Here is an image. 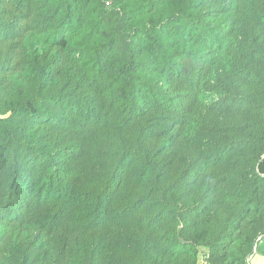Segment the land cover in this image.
<instances>
[{
    "label": "trees",
    "instance_id": "obj_1",
    "mask_svg": "<svg viewBox=\"0 0 264 264\" xmlns=\"http://www.w3.org/2000/svg\"><path fill=\"white\" fill-rule=\"evenodd\" d=\"M264 256V0H0V264Z\"/></svg>",
    "mask_w": 264,
    "mask_h": 264
},
{
    "label": "crops",
    "instance_id": "obj_2",
    "mask_svg": "<svg viewBox=\"0 0 264 264\" xmlns=\"http://www.w3.org/2000/svg\"><path fill=\"white\" fill-rule=\"evenodd\" d=\"M251 264H264V256L261 254L253 255V257L251 259Z\"/></svg>",
    "mask_w": 264,
    "mask_h": 264
},
{
    "label": "rangeland",
    "instance_id": "obj_3",
    "mask_svg": "<svg viewBox=\"0 0 264 264\" xmlns=\"http://www.w3.org/2000/svg\"><path fill=\"white\" fill-rule=\"evenodd\" d=\"M259 257V256H258Z\"/></svg>",
    "mask_w": 264,
    "mask_h": 264
}]
</instances>
